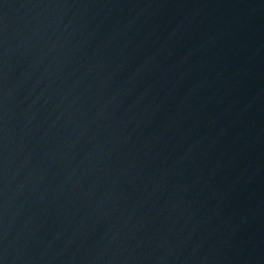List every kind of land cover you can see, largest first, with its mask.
Returning <instances> with one entry per match:
<instances>
[{"label": "water", "instance_id": "water-1", "mask_svg": "<svg viewBox=\"0 0 264 264\" xmlns=\"http://www.w3.org/2000/svg\"><path fill=\"white\" fill-rule=\"evenodd\" d=\"M0 264H264V0H0Z\"/></svg>", "mask_w": 264, "mask_h": 264}]
</instances>
